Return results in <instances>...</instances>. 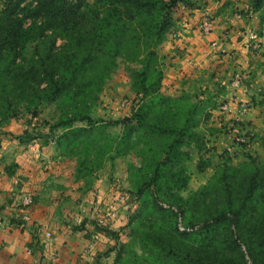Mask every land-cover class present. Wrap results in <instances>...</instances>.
<instances>
[{"label": "trees", "instance_id": "obj_1", "mask_svg": "<svg viewBox=\"0 0 264 264\" xmlns=\"http://www.w3.org/2000/svg\"><path fill=\"white\" fill-rule=\"evenodd\" d=\"M190 3L6 0L0 8V101L8 109L12 100L49 96L64 99L88 119L118 59L140 66L132 88L141 104L119 147L144 142L140 155L145 156L156 150L157 134L170 140L162 162L144 167L139 206L130 218L131 241L121 244L113 264H264V162L224 163L206 185L182 195L191 155L181 149L195 143L202 150L200 124L218 102L214 96L161 92L164 64L158 47L176 26V7ZM252 4L260 10L264 0ZM72 122L64 116L57 124L65 128L59 145L77 144L87 134ZM134 130L137 136L130 141Z\"/></svg>", "mask_w": 264, "mask_h": 264}, {"label": "rangeland", "instance_id": "obj_2", "mask_svg": "<svg viewBox=\"0 0 264 264\" xmlns=\"http://www.w3.org/2000/svg\"><path fill=\"white\" fill-rule=\"evenodd\" d=\"M190 1L191 5L180 4L173 13L178 27L170 44L158 47L164 64L161 92L218 99L199 127L202 150L195 143L181 149L191 155L185 161L189 176L185 196L206 185L224 163L264 162V6L256 11L253 0ZM5 4L6 0H0V8ZM214 37L215 45L210 43ZM139 67L118 59L88 119L71 111L61 98L44 96L33 102L10 98L9 109L6 101H0V155L7 154L6 168H17L22 178L34 180L29 184L34 201L43 195L52 197L48 208L59 201L57 214L38 217L43 222L39 232L47 224L51 239L87 242L85 249L98 264H113L121 244L131 241L130 218L139 206L137 190L144 182V167L153 160L162 162L170 140L157 134L156 150L145 156L140 155L144 142L132 149L119 147L141 104L132 88ZM64 116L73 121L75 130H86L77 144L59 145L65 128L57 124ZM131 135L134 141L135 130ZM39 209L47 212L46 207ZM135 248L141 252L139 244Z\"/></svg>", "mask_w": 264, "mask_h": 264}, {"label": "crops", "instance_id": "obj_3", "mask_svg": "<svg viewBox=\"0 0 264 264\" xmlns=\"http://www.w3.org/2000/svg\"><path fill=\"white\" fill-rule=\"evenodd\" d=\"M177 25L169 32L163 45L170 44L172 34L177 32ZM213 36L216 35L212 34L210 37ZM214 39L215 37L210 39V43L213 45L216 44ZM176 42L182 46L180 41ZM180 55L185 57L181 59L184 62L187 57L186 51ZM6 142L7 140L3 139L2 144ZM6 155V153L0 155V264H98V262H93V255H90L89 251L85 249L88 246L87 242H65L64 240L57 241L56 238L55 240L51 239L48 235V233L51 235V232L47 228V224L40 227L41 231L39 232V224L43 222L38 217L43 219L42 216L45 214H57L59 201L53 204L54 208H48L52 202V197L43 195L35 197L31 206H22V198L25 195L33 196L34 194H30L32 188L29 185L30 183L33 184L34 180L22 178L17 168L16 171H13L14 169L10 171V168H6L7 164L5 163H9V161L3 162L5 159L9 160ZM46 198L49 199L46 200ZM39 206L46 207L47 212L43 213ZM26 214L30 218L26 219ZM85 250L87 252H84Z\"/></svg>", "mask_w": 264, "mask_h": 264}, {"label": "built area", "instance_id": "obj_4", "mask_svg": "<svg viewBox=\"0 0 264 264\" xmlns=\"http://www.w3.org/2000/svg\"><path fill=\"white\" fill-rule=\"evenodd\" d=\"M208 27H209V25L206 24V27H205V28H206V29H209ZM210 28H211V27H210ZM226 108H227V106H223V109H226ZM33 202H34V199H33V197H32L31 195H25V196L22 198V200H21V204H22V206H24V207H28V206L32 205ZM25 218L28 219L29 217H28V216H25ZM48 235L50 236V233H48Z\"/></svg>", "mask_w": 264, "mask_h": 264}]
</instances>
